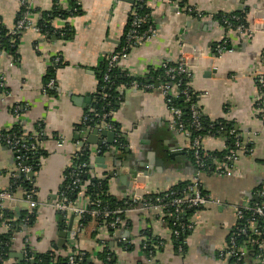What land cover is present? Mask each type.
Instances as JSON below:
<instances>
[{
  "label": "crops",
  "instance_id": "obj_1",
  "mask_svg": "<svg viewBox=\"0 0 264 264\" xmlns=\"http://www.w3.org/2000/svg\"><path fill=\"white\" fill-rule=\"evenodd\" d=\"M22 1L0 0V21L7 30L14 27ZM26 1L36 23L48 18L54 30L71 29L67 38L24 32L16 43V53L0 59V75L7 90L0 97V130L19 126L25 133H35L42 124L44 138L39 144L45 155L30 183L35 199L47 201L57 196L66 171L73 166L74 145L81 134L79 124L98 91L104 57L119 46L136 0H78L80 13L74 16L68 13V0ZM186 4L194 14L180 9L173 0H147L155 35L132 48L127 70L133 76H143L151 66L174 63L184 53L191 64L190 86L198 95L201 113L214 124L225 121L233 125L242 145L252 151L238 153L231 174L203 173L206 191L221 204H208L188 217L194 228L184 245L177 248L174 243L168 223V216L173 215L129 210L124 227L113 233L98 234L95 220L84 224L77 249L86 252L92 264L101 263L98 253L108 242L117 264H229L219 254L237 224L233 205L255 200L256 189L264 185V119L255 102L256 75L264 56V0H186ZM218 13H241L249 30L239 33L223 28L213 18ZM223 42L228 48L220 56L215 48ZM57 55L64 64L55 74L54 92L45 94V78ZM16 106H20V114L13 112ZM114 118L125 136V149L116 147L114 137L106 151L92 150L89 159L90 176L106 180L114 199L130 197L131 171L137 169L142 175L139 187L148 196L185 187L192 180L196 166L190 155V140L172 127V114L160 88H125ZM202 146L209 153L229 150L224 135H207ZM98 157L102 160L96 161ZM15 163V153L0 142V166L13 169ZM0 185L9 188V174L0 179ZM25 191L23 186L17 187L15 202L6 205L13 207L17 216L32 213L36 218L15 232L10 261H22L25 248L68 257L67 242L59 245L60 234L79 221L73 218L72 222L71 217L45 207L33 213L23 202ZM3 231L7 229L0 227ZM149 238L165 242L155 249L153 258L142 249ZM246 264L255 262L249 257Z\"/></svg>",
  "mask_w": 264,
  "mask_h": 264
},
{
  "label": "built area",
  "instance_id": "obj_2",
  "mask_svg": "<svg viewBox=\"0 0 264 264\" xmlns=\"http://www.w3.org/2000/svg\"><path fill=\"white\" fill-rule=\"evenodd\" d=\"M173 1H175L176 6L180 9L184 8L189 13L193 12V9L186 3L183 7L180 6L183 0ZM21 8L22 11L20 12L19 17H17L14 27L9 30L7 34L8 37H10V42L15 45L21 34L24 32L47 36L46 33L42 32L33 19L31 7L26 0L22 1ZM76 10V8L73 9L74 12H76ZM131 14L133 18L130 22L129 29L124 33L123 44H119L117 49H113L104 57L107 69L104 73L102 83L110 82V72L114 69L127 71V73L131 75V73L127 70V63L132 48L155 35L156 30L152 26H149L146 30L141 31V28L146 23V17L140 15L137 8L132 7ZM198 16H201V14H198ZM232 20H238V17L233 16L231 19L225 20L226 29H233L239 33H245L249 30L248 25H234ZM53 34L69 36L70 32L64 30H54ZM227 46L226 42L217 44L215 48L217 54L221 56L227 51ZM8 54L10 53L2 47L0 39V59L6 57ZM63 63V58L60 55H57L51 61V70L54 69L56 74L57 70ZM10 66H12L11 62ZM158 67L164 69L163 75H159L156 78L157 80L162 81L160 86L156 87L153 84H148L140 87L138 82H133L129 87H135L143 90H152L155 88L161 89L172 114V127L177 132L187 136L190 140V150L194 158L196 173L192 180L184 187L182 193L170 189L163 193L148 196L143 194L139 187L142 175L138 174V172L132 179V191L127 201L129 207L123 210L115 209L112 212L108 211L106 207H102L100 200L90 199V197L86 195L90 182L86 181L83 183L80 179V175L85 168H88V170L91 169L92 164L90 160L82 163H73L72 170L70 173L65 175L64 178L65 181L71 180V183L67 184L66 189L60 190L57 196L53 199L38 201L35 199V192L33 190L26 189L23 202L28 204L33 213H37L40 207H45L56 211L64 217H74V219L77 218L79 221L77 226L73 227V225H71L70 229L66 228L69 264H84L85 259H90V256H88L86 252L77 249L79 235L84 227L82 220L85 217H90L92 220L96 221V231L98 234L109 233L108 231L110 229H113L114 232L122 229L125 225V213L129 210L136 211L138 213L158 212L161 214L168 213L169 215H173L175 227L171 231L173 239L180 237L181 232L185 230H193L194 224L192 221L188 219L187 223L185 222V213L187 210L202 209L208 204H221L220 199L212 197V195L206 191L202 183L203 173H207V171L211 168L210 165L207 164V159H210L212 162L214 168L213 172L218 174H231L234 163L239 158L238 153L240 151H244V153H251L252 151L242 145V142L237 137V131L231 130L230 134L236 138V149L231 150L222 158L210 155V153L202 146V141L205 136L199 133L203 129V126L200 119L202 113L198 104L196 102H192L189 105L191 112V122L189 126H186L187 124L182 120V110L176 106H169L172 103L173 98L178 97L180 94H184L187 99H190L187 89H181L182 78H188V85L191 84L193 73L191 71V64L189 60L183 53L181 57L174 62V65H168V62H163L160 66H151L147 71V74L152 69H157ZM256 81L258 87V95L255 101L256 107L258 109V113L262 119H264V56L261 70L258 71V74L256 75ZM55 86L56 79L54 75L49 79L47 85L44 87V93L49 94L48 88H55ZM125 88L127 87L122 86L117 89L121 90L123 93ZM6 93L7 90L5 88L4 77L0 75V97ZM13 112L15 114H20L22 110L20 106H16L13 108ZM89 112L94 114L96 118V126L93 128L89 127L85 131H81L80 138L74 145L75 148L72 155L73 161L80 158L85 151L91 152V154L93 153L92 150L96 151V153H100L101 148L99 147V144L107 145L108 143L104 138L105 136L102 134L103 131L114 133V137L115 135H121L122 138L125 139V136L121 131L116 133L118 131V127L114 118V112L110 111L99 113L92 107L89 108ZM85 120H87V115H85L83 122ZM188 127H191V129ZM192 131H195L197 134L192 136ZM94 132H97V144H91L88 141L89 135ZM43 134L42 124L38 125L35 133H25L23 129L21 133H19V131L11 132V130H0V142L14 152L16 157V163L13 169H7L6 167L0 166V179L6 174H9L11 179H15L20 175H25L31 182L29 173H33L32 166L25 162V154L40 147L39 140H41ZM93 145H97V148H94ZM116 147L120 149L122 148L121 144H117ZM75 191L76 196L71 198V193ZM13 192L12 183L7 189H4L0 185V227L6 228L7 231L12 234L10 242H6V245L13 242L15 232L17 231L14 224V218L10 217V213H13V207L10 208L6 205V202H15L16 199ZM254 197L255 200H249L245 203L233 205L236 213L237 224L229 234L226 248L219 254L222 259L228 260L229 264H246L249 257L252 258V256H250L251 251H254L252 260L255 264H264V185L256 189ZM28 221L29 218H26L23 223H28ZM241 238H244V240H241ZM1 244H3V242L0 240V249ZM164 244V241L159 240L157 242H151L150 244L143 243L142 249L147 252L149 258H153L155 249L162 247ZM178 247H181V245ZM28 250V248L23 250V258L26 257V260L31 259L28 258ZM1 256L2 254L0 252V259ZM50 257L54 264L64 262L62 260L59 261L60 259L54 254Z\"/></svg>",
  "mask_w": 264,
  "mask_h": 264
},
{
  "label": "trees",
  "instance_id": "obj_3",
  "mask_svg": "<svg viewBox=\"0 0 264 264\" xmlns=\"http://www.w3.org/2000/svg\"><path fill=\"white\" fill-rule=\"evenodd\" d=\"M55 2H59L60 0H54ZM70 2V7H69V15L74 16V15H78L80 13V3L78 0H68ZM186 3V0H183L180 4L181 7L184 6V4ZM76 8V12L73 11V9ZM133 8H137L138 12L140 15L145 16L146 17V23L144 24V26L141 28V31L146 30L149 26L154 27L151 18H150V13H149V8L147 5V0H136ZM22 11V8L20 10V12ZM20 12L18 14L17 17H19ZM32 12V10H31ZM194 14V12H193ZM197 15V14H196ZM233 16L238 17V20H232L233 24H245L246 26L248 25L246 17L244 15H242L241 13H218L216 15L213 16L214 20H216L223 28L226 27V23L225 20L227 19H231ZM133 16L132 14H130L129 16V21H128V25L125 29V32L129 29L130 26V22L132 20ZM17 19V18H16ZM37 25L40 27V29L42 30L43 33L47 34V37H51V36H57V37H62V38H67L70 37L71 35V29L70 28H66L64 29V31H69L70 35L69 36H61L60 34H53L54 28L51 25V22H49V19L46 18L45 20H41L37 22ZM226 29V28H225ZM8 32L9 30H7L5 28V26L1 23L0 21V39L2 42V47L7 50L10 54H15L17 51V42L15 43V45H13L10 42V37H8ZM124 38V35H123ZM123 38L120 42V44H123ZM64 64V63H63ZM63 64L61 65V67L63 66ZM168 65H174V63H170L168 62ZM60 67V68H61ZM106 62H103V69H102V73L101 76L99 78V86H98V91L94 94V99L93 102L91 103L89 108H94V110L96 112H115L116 109L119 106V103L121 102L122 99V91L118 90V87H129L131 83L133 82H138L140 87L141 86H145L148 84H153L154 86L158 87L161 85V80H157L156 78L159 75H163L164 73V69L163 68H157V69H152L147 75H143V76H133L127 73V71H122L120 69H114L110 72V82L106 83L103 82V77H104V73L106 71ZM55 75V70L54 69H50L49 74L47 75V77L45 78V86L47 85L49 79L51 77H53ZM189 79L188 78H182V85H181V89H187L189 95H190V99H187V97L184 94H180L178 97L173 98L172 103L169 106H176L179 107L182 110V120L183 122H185L187 125L189 126L190 122H191V112H190V108L189 105L190 103H194L197 101V97L198 95L193 91L192 87L190 85H188ZM49 93L54 92V88H48ZM263 93H264V89H263ZM89 108L86 111L87 115V120H85L84 122H82L81 124H79V130L80 131H85L87 128H93L96 126V118L94 116L93 113L89 112ZM201 121H202V126L203 129L199 132L201 133L203 136H207V135H211V136H220V135H224L227 137L228 139V145H229V150L223 154H216V153H210V155L213 156H217L219 158H222L224 155H226L227 153H229L231 150H235V141L236 138L230 134L231 130H234V126L230 125L228 123L221 122L218 124H214L211 121L207 120L205 118V116L203 114H201L200 117ZM117 127H118V131L116 133H119L120 130V126L117 123ZM189 129H191V127H188ZM40 129V128H39ZM14 131H19V133H21L22 129L19 126H15L11 132ZM197 133H195V131H192L191 135L194 136ZM238 139L242 142V138L241 136L238 134L237 135ZM42 138H44V135L42 136ZM115 145L117 144H121L122 146V150L125 149L126 146V140L124 138H122L121 135H115ZM110 146V144L107 143L106 144H99V147L101 148V153H103L104 151L107 150V147ZM45 151L43 149H41L40 147H38L36 150L31 151V152H27L25 154V162L28 165L32 166V172L35 173L39 167L41 166V157L43 156V154ZM190 155L192 160L194 161L192 152L190 150ZM91 156V152H84V154L74 160L75 163H82L84 161H89ZM207 164L210 165V170L207 172H213V165L210 159H207ZM72 170V167L70 169H68L66 171L67 175L68 173H70V171ZM80 179L81 181L84 183L86 181H89L90 184L88 185V189L86 191V195H88L90 197V199H98L101 202V206L102 207H106V209L110 212L114 211L115 209H127L129 207V205L127 204L128 199L126 200H116L114 199L111 195H109L108 193V189H107V181L103 180L99 177H91L89 174V170L88 168H85L84 171L82 172V174L80 175ZM11 183H12V189L13 191L17 188V187H24L27 190H31V183L30 180H28L26 178L25 175H20L19 177L15 178V179H11ZM71 183V180L69 181H65L63 183V187L61 190L66 189L67 184ZM185 185V184H184ZM184 185L178 186L176 188H173L171 190L177 191L179 193H182L183 191V187ZM71 198H74L76 196V191L71 193ZM155 197V196H154ZM196 209H189L186 211L185 213V222L187 223V219L188 217L195 212ZM10 217L14 218V224L15 227L17 228V230H19V228L24 227V221L26 218H29L28 224H32L36 218V216L32 213H28L27 215H21V216H17V213L13 211V213H10ZM90 220H92L90 217H85L82 220L83 224L88 223ZM168 223L169 226L173 229L174 227V217L173 216H168ZM109 233H113L114 230L110 229L108 231ZM189 230H185L183 232H181L180 237L178 238H174V243L175 245L178 246L179 245H184V239L187 236V234L189 233ZM12 237L11 232L7 231V232H0V240L3 242V244H1V249L0 252L2 254L1 259H0V264H52L51 261V257H50V253L48 254H43V253H34L31 250H28V258H31L30 260H26L27 258H22V261L20 262H11V243H8V245H6V242H10ZM241 240H244V238H241ZM147 244H150L151 242H157L156 240H152V239H147L146 240ZM110 243L108 242L105 249L98 253V257L101 260L100 264H117L116 260L114 259V254L113 252L110 250ZM63 249L66 248L64 247ZM253 253L254 251L250 252V256H252L253 258ZM64 255L59 256L60 261H64V263L62 264H69L68 263V257H63ZM84 264H92V262L90 261L89 258L84 260Z\"/></svg>",
  "mask_w": 264,
  "mask_h": 264
},
{
  "label": "water",
  "instance_id": "obj_4",
  "mask_svg": "<svg viewBox=\"0 0 264 264\" xmlns=\"http://www.w3.org/2000/svg\"><path fill=\"white\" fill-rule=\"evenodd\" d=\"M102 134H103V136L107 137V140H108L109 144L113 143L114 133L109 132V131H103ZM88 141L91 144H97L98 143V141H97V132H94L93 134L89 135ZM99 160H102V158L101 157L96 158V161H99ZM138 172H140V170H138V169L134 170V171H131L132 177H135ZM33 176H34V173H29V177L33 178ZM73 218L74 217H71V221L72 222H73ZM71 225L68 226V229H70ZM66 236H67V231L66 230L62 231L61 234H60V240H59V245L61 247L64 245V243L66 241ZM59 264H61V263H59Z\"/></svg>",
  "mask_w": 264,
  "mask_h": 264
}]
</instances>
